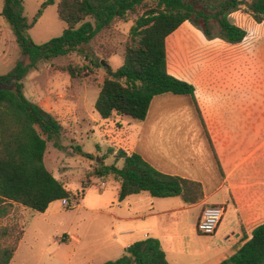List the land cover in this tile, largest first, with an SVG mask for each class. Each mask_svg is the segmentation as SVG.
<instances>
[{"label": "trees", "instance_id": "trees-1", "mask_svg": "<svg viewBox=\"0 0 264 264\" xmlns=\"http://www.w3.org/2000/svg\"><path fill=\"white\" fill-rule=\"evenodd\" d=\"M2 1L0 15L11 28L27 62L18 61L8 74L0 76V83L13 86L12 90L0 91V218L7 215L9 204L45 213L54 202L73 203L78 198L46 166L48 145L53 141L56 148L62 149L59 139L65 128L53 114L25 96L24 80L31 71L74 52L84 53V46L117 23L130 21L132 26L120 68L112 69L105 57L95 59L89 52L85 58L92 67L104 69L103 81L97 84L100 91L95 103L101 119L108 120L118 114L144 121L158 95H189L196 102L195 87L168 71L169 36L168 49L174 62L183 41L197 30L208 41L242 43L248 33L231 21L230 16L236 12L251 16L257 24L264 23V0H45L43 7L57 5L58 17L66 27L60 37L37 44L29 34L33 24L24 15L23 0ZM185 22L192 26L181 27ZM255 30L249 31L253 40ZM261 39L264 40V31ZM109 54L108 58L117 55L116 51ZM59 69L73 80L93 74L91 67L80 68L72 63ZM77 151L92 162L88 180L103 179L106 183L119 184V201L142 192L153 198L181 197L187 205L197 203L202 197L200 184L163 174L139 154L119 151L117 158L124 159L123 167L119 168L105 164L106 156L96 157L80 147ZM87 181H81L82 196L90 188ZM23 233H18L12 245H0V264H10ZM103 264L170 263L160 241L147 238L129 246L122 257ZM221 264H264V223L253 230L251 239L237 253Z\"/></svg>", "mask_w": 264, "mask_h": 264}, {"label": "crops", "instance_id": "crops-1", "mask_svg": "<svg viewBox=\"0 0 264 264\" xmlns=\"http://www.w3.org/2000/svg\"><path fill=\"white\" fill-rule=\"evenodd\" d=\"M243 15L236 12L231 17ZM186 24L190 23L181 27ZM235 24L247 31L244 41L232 45L220 40L222 46L216 49L210 45L219 39L208 41L196 29L197 36L183 41L177 72L170 70L167 38L168 71L195 87L196 102L189 95H158L144 121L118 114L108 120L90 115L108 144V131L123 144L108 157L124 163L117 158L119 151L139 154L159 172L196 182L202 189L197 203L187 205L181 197L153 198L146 192L119 201V184H105L102 189L114 185L115 190L113 198L103 200L100 212L110 217L107 247L118 258L132 244L155 238L170 264H221L264 223V40L258 32L251 39L249 29ZM16 48L15 36L0 15V52L11 54ZM0 63L7 62L2 58ZM38 105L53 114L44 106L47 103ZM94 156L105 155L101 151ZM211 206H224L225 213L214 234L202 235L197 224ZM65 236L64 242L53 241L60 251L66 246L58 264H71L74 258L76 246ZM20 245L10 264H15Z\"/></svg>", "mask_w": 264, "mask_h": 264}, {"label": "rangeland", "instance_id": "rangeland-1", "mask_svg": "<svg viewBox=\"0 0 264 264\" xmlns=\"http://www.w3.org/2000/svg\"><path fill=\"white\" fill-rule=\"evenodd\" d=\"M44 1L23 0L24 15L33 24L29 34L37 44L60 37L66 27L58 17L57 5L43 7ZM2 8L3 1L0 0V12ZM244 15L240 18L230 16V19L234 23L240 22L249 31L252 30L250 26L252 25L262 36L264 24H257L251 16ZM131 26L130 21L117 23L109 32L103 33L93 43L84 46V53L77 51L69 57L41 64L39 70L31 71L24 80L25 96L36 104L47 103L48 105L44 106L52 109L53 115L65 128L59 139L63 148H56L51 141L45 162L55 177L78 195L77 200L72 202L79 206L68 209L61 205L62 202L54 203L47 212L38 213L21 205H7V215L0 218V245H12L18 233L24 231L15 264H58L57 260L63 255L66 246L60 251L58 244H53V241L54 239L60 241L62 235L70 236L73 239V246H76L71 264H103L118 259L107 247L112 235L110 217L100 212L103 208V200L113 198L115 190L114 185L107 189L102 188L105 184L107 187L114 182L106 183L103 179L97 181L94 179L93 183L88 180L87 174L93 167L92 162L82 157L77 148L80 147L83 152L92 155H101L102 151L107 156L105 160L108 165L115 164L119 168L124 165L123 162L108 157L113 153L112 150L115 151L123 146L120 140L116 139L115 132H107L112 140V143L108 144L101 129L90 119L91 114L98 115L95 110L100 91L97 84L103 81L104 69L92 67L85 58V53L89 52L90 55L95 56V59L106 58L112 69L120 68L123 65L122 54ZM197 32L190 33L189 38L197 36ZM252 41L247 42L249 48L253 47ZM220 46L222 42L217 40L210 45V48L216 49ZM182 47L179 51H182ZM10 48L11 45L9 50ZM9 50L0 52V59L3 58L4 62H7L6 65L0 63V73L12 69L20 60L27 62L18 45L16 52L10 51V54ZM112 51H116L117 55L108 58ZM170 54L171 52H168L170 70L177 72L179 57L173 62ZM71 63L80 68L89 66L93 74L88 78L73 80L68 73L59 69ZM83 179L88 180L91 188H88L82 196Z\"/></svg>", "mask_w": 264, "mask_h": 264}, {"label": "built area", "instance_id": "built-area-1", "mask_svg": "<svg viewBox=\"0 0 264 264\" xmlns=\"http://www.w3.org/2000/svg\"><path fill=\"white\" fill-rule=\"evenodd\" d=\"M62 205L66 208H75L77 204L69 203L67 200H62ZM225 213L224 206H211L204 210L201 219L197 224V230L202 235H212L218 228ZM66 236L62 235L59 242H64Z\"/></svg>", "mask_w": 264, "mask_h": 264}, {"label": "water", "instance_id": "water-1", "mask_svg": "<svg viewBox=\"0 0 264 264\" xmlns=\"http://www.w3.org/2000/svg\"><path fill=\"white\" fill-rule=\"evenodd\" d=\"M102 64L105 65V62L102 61ZM12 89H13V86L12 85L0 83V91L1 90H12Z\"/></svg>", "mask_w": 264, "mask_h": 264}]
</instances>
